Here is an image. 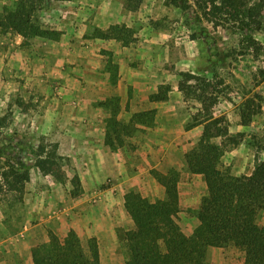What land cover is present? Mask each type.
<instances>
[{"label": "rangeland", "instance_id": "rangeland-1", "mask_svg": "<svg viewBox=\"0 0 264 264\" xmlns=\"http://www.w3.org/2000/svg\"><path fill=\"white\" fill-rule=\"evenodd\" d=\"M31 1L35 4L34 21L44 28L60 31L61 35L64 32V35L58 40L35 37L28 44L17 46L13 43L15 33H3L0 29V70H7L1 69L3 53L11 60L10 71H0V116H6V125L0 128V261L10 257L16 264L17 252L21 258L27 257L21 253L28 246H31L28 253L32 259L33 247L49 242L52 237L62 243L72 231L87 254L88 238H95L98 251L100 243L111 244L115 238L120 251L115 254L120 259L119 264H124L128 253L124 241L118 240L117 229L126 230L133 225L125 208V194L135 190L153 201L159 193L165 192V187L159 186L157 181L159 173L175 181L180 208L176 222L183 234L190 236L198 224L194 210L206 191V184L201 174L187 170L184 153L196 144L203 129L199 120L205 111L192 93L185 96L179 90L181 77L178 72L205 78V101L209 111L214 117L224 118L222 126L228 124V134L213 138L223 150L219 169L235 176L250 174L255 160L264 159V15L261 29L250 39L225 21L219 20L222 25L217 27L212 25V20L218 19L212 15H208L210 19L203 17L195 0H188L187 10L167 6L164 0H143L136 10L127 12L130 39L135 48L140 47L135 50V56L130 57V65L134 72L146 74L134 77L131 84L125 80L121 82L120 70H115L116 63L111 59V70H106L109 74L103 82L112 90L107 98L118 102L121 154L128 157L129 173L138 174L137 179L126 189L122 188L117 196L111 176H106L99 187L84 188L73 159L62 154L59 146L62 181L52 174H43L35 165L38 144H45L48 149L51 144L58 145L46 123V111L51 110L55 99L62 100L67 83L79 88L87 86L85 82L89 80L79 74L75 58L64 59L62 52L66 46L76 45V56L80 57L78 54H84L85 48L83 43L75 41L80 36H97L96 32L101 29L95 25L89 28L75 25L76 19L96 18L97 13L93 16L88 9L79 11L82 0H68L70 7L63 6L66 10L61 9L62 3L58 0H49V10L43 8L44 0ZM16 2L0 0V12L13 9ZM117 3L121 4V0ZM61 19L73 27L74 33L80 30L82 35L74 36L72 32L74 37H71ZM122 24L120 21L114 25ZM52 52L54 59H51ZM64 70L70 73L67 81ZM119 84L124 94L119 93ZM188 84H195V81L190 80ZM158 93L165 99L150 98ZM87 95L90 96L86 93L81 97L77 93L73 99L64 100L77 106ZM122 95L132 99L131 105L136 103L137 106L120 105ZM147 100L157 105L144 108L142 105H147ZM110 106L108 110L112 114L116 108L114 104ZM243 111L250 116L247 124L241 123ZM133 114L136 120L131 121ZM113 142L119 143L117 139ZM149 150L156 163L151 169L144 161ZM160 157L161 163L157 162ZM22 160L30 168L24 191L19 193L7 189L1 172L6 171L9 164ZM73 177L78 178V185L71 182ZM47 217L49 224L40 225ZM258 218L264 222V209ZM42 228L46 229L44 236ZM207 255L213 264H244L243 253L232 246L208 247Z\"/></svg>", "mask_w": 264, "mask_h": 264}, {"label": "trees", "instance_id": "trees-1", "mask_svg": "<svg viewBox=\"0 0 264 264\" xmlns=\"http://www.w3.org/2000/svg\"><path fill=\"white\" fill-rule=\"evenodd\" d=\"M142 1L125 0V8L136 10ZM164 1L167 6L182 10H187L189 5L188 0ZM195 3L203 17L210 19L208 15H212L218 19L212 20L215 27L222 25L219 20L225 21L250 39L255 31L261 29L264 0H195ZM34 10L33 1L17 0L13 9L0 12L1 31L22 36L21 46L35 37L58 40L61 32L37 24L33 19ZM129 31L122 24L110 25L96 33L99 37H114L127 44L131 41ZM178 75L181 77L179 90L185 96L192 93L203 104L202 110L205 111L199 120L202 132L196 144L184 153L187 170L201 174L206 184V191L194 210L198 224L190 236L183 234L176 222L180 208L175 181L159 173L157 181L165 187L163 198L152 201L135 190L125 194V208L133 225L126 230L117 229L118 240L124 241L128 253L124 264H213L207 255V248L211 246L223 249L232 246L243 253L244 264H264V222L258 218L264 209V159L255 160L253 170L247 175L235 176L220 170L218 163L223 150L213 138L228 134V124L222 126L224 118L214 117L209 111L205 101V78L185 71H179ZM190 80H194L195 84H188ZM150 98L162 100L165 96L158 93ZM115 102L110 98L101 102L107 108L115 105L112 116L118 112V102ZM135 116L132 115L131 121L136 120ZM249 117L243 111L241 123L247 124ZM5 119L6 116H0V128L6 125ZM119 124L113 117L107 122L105 144L110 147L120 144ZM115 139L119 143H114ZM50 146L48 149L45 144H38L35 165L43 174H52L62 181L58 145ZM29 168L24 160L9 164L7 170L1 172L7 189L22 193L29 179ZM71 182L75 185L79 183L76 177ZM87 245L88 254L72 231L62 243L52 237L49 242L32 248V264H100L95 238H88Z\"/></svg>", "mask_w": 264, "mask_h": 264}, {"label": "crops", "instance_id": "crops-1", "mask_svg": "<svg viewBox=\"0 0 264 264\" xmlns=\"http://www.w3.org/2000/svg\"><path fill=\"white\" fill-rule=\"evenodd\" d=\"M58 1L62 3V10H66V8L63 7L64 5L70 7V2L68 0ZM66 1L68 3H66ZM124 1L125 0H121L120 4L117 3V0H85V3L84 0H82V9H79V11L88 9L89 13L93 16H95V14L97 13L95 16L97 20L96 18L92 19L90 16H86L87 20L85 21L80 19L78 20L75 17L77 21L75 22V25L77 24L85 28L93 27L95 25V27H98L101 30H106L110 25L120 23L121 21L124 24L126 23L125 25L128 26L126 17L129 10L125 8ZM49 7V0H44L43 8L45 10H49ZM121 9L123 10V12H121ZM118 11L121 12V14L117 13ZM80 16L83 15L80 14ZM91 21L92 23H90ZM61 24L65 27L67 25L66 29L70 36L72 32L74 33L73 27L70 24H65L63 19H61ZM63 35L64 32L61 36ZM76 35H82L80 30L74 33V36ZM13 37V43L17 46H20V43L23 39L22 36L15 34L13 35ZM81 37L82 36H80L79 39H77L75 42L78 41L83 43V46L85 48V51H83L84 54L79 53L78 55L81 56H76L77 46H66L67 49L62 52V57L64 59H68L69 61L71 60V58H75V60L79 64V74L83 76V79H85V76L89 79L85 82L88 88L87 86L73 88L72 86H68V83H65L67 85V88L63 89L62 91V100H54V104L51 106V110L46 111L45 119L50 128L51 135L55 137V141L58 142L59 150L61 151V153H64L66 156L73 159V162L75 163V170H77L78 172L83 187H99L105 181L106 176H111L114 177L115 182L113 187L117 189L116 192H118V196L120 194V190L123 191L122 188L125 187L126 189L128 186H130L135 178L138 177V174L129 173V160L127 155L121 154L120 146L110 147L109 145L105 144L108 120L112 119L113 117V119H116L118 121L120 120V118L118 114L112 116V114L109 113L107 106L105 104H101V102L107 100V97L112 94L111 87L103 85V82H106L105 77L109 74L108 72H106V70H111V59L117 64H115L114 66L115 70H120L119 75H121V82L125 80L128 84H131V81H133L134 77L146 74V72H134L135 69L130 65V57H134L135 50H138L140 48L139 45H137L135 48L134 44H132V41L128 42L127 44H122L121 40H117L114 37L106 38L93 35L84 36V38ZM144 41H146V39H143V42ZM7 55L8 54L3 53L1 56V69H4V67L7 69L0 70L1 72L10 71L8 66L11 60H7ZM54 58L55 53L52 52L51 59ZM51 62L54 63V61ZM52 71L53 70L49 71V73ZM68 77H70L69 70H64V79H66V81L69 79ZM103 77L104 79H102ZM118 88L120 89L119 93L124 94L121 84L118 85ZM72 89H75L76 91ZM115 92L116 91L114 90L113 93ZM77 93L81 97H83V95L85 96V94L88 93L91 97L87 95V97H84L86 99L82 98L83 100L79 101L77 106H72L71 102H65L64 99H73L74 95ZM96 101L101 102L96 103ZM131 101L132 99H128L127 96L125 97L122 95L120 105L122 104L124 106L127 103L129 104L127 106L136 107L137 104L134 103V105H131ZM151 103L152 102L148 101L147 105L143 104L142 106L145 108L157 105ZM125 113L128 115L127 111H125ZM110 121L112 122L113 120ZM150 151L152 150H149L146 155L147 157L144 158L145 163L149 164L148 169H151L155 166L154 164H156L155 160L152 158L153 154H151ZM229 156L232 157L231 154H229ZM162 157H160V160L157 162L161 163ZM180 165H182V163ZM118 174L120 175V177H117ZM196 175L199 176L198 174ZM158 184L159 186L163 187L162 184ZM204 193L205 191L203 192V194ZM203 194H201V196ZM110 196L109 199L112 200ZM163 196L164 190L157 195V198H163ZM114 199L115 198H113V200ZM83 202H86V199L83 200ZM189 208L190 207H186V209ZM120 214L123 216L121 211ZM48 221L49 217L45 219L43 218L42 222L39 224L41 225L42 223H44L45 225H48ZM44 229L45 228L41 229V232H43V236L46 235V229ZM43 240L46 241L47 239L45 238ZM117 246L115 238L113 242H111V244L108 243L106 245L104 243H100L99 260L101 264L120 263V259L116 256V254L120 252L118 251V248H116ZM30 247L31 246H28L27 250H24L21 253L22 256L25 255L27 257L21 258L20 252H17V258L15 261L16 264H32L31 255L28 253L30 252ZM10 259L11 258L8 257V259L0 261V263L14 264V262H11Z\"/></svg>", "mask_w": 264, "mask_h": 264}]
</instances>
